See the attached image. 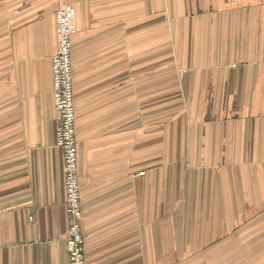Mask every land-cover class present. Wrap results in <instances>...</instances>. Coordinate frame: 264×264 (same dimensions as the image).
<instances>
[{
	"label": "crops",
	"instance_id": "0c3cea01",
	"mask_svg": "<svg viewBox=\"0 0 264 264\" xmlns=\"http://www.w3.org/2000/svg\"><path fill=\"white\" fill-rule=\"evenodd\" d=\"M63 4L86 264L264 253V0H0V264H70Z\"/></svg>",
	"mask_w": 264,
	"mask_h": 264
},
{
	"label": "built area",
	"instance_id": "2783aa9c",
	"mask_svg": "<svg viewBox=\"0 0 264 264\" xmlns=\"http://www.w3.org/2000/svg\"><path fill=\"white\" fill-rule=\"evenodd\" d=\"M74 17L75 9L70 4L60 5L56 12L58 46L52 56L53 97L59 115L56 142L63 151L67 210L71 217L67 237L70 264H86L72 61Z\"/></svg>",
	"mask_w": 264,
	"mask_h": 264
},
{
	"label": "rangeland",
	"instance_id": "374dc122",
	"mask_svg": "<svg viewBox=\"0 0 264 264\" xmlns=\"http://www.w3.org/2000/svg\"><path fill=\"white\" fill-rule=\"evenodd\" d=\"M257 239L251 240L249 243H254ZM211 258H216V264H264V253H249L247 252H238L233 254H212L211 256L208 255ZM246 260L249 261V263H246Z\"/></svg>",
	"mask_w": 264,
	"mask_h": 264
}]
</instances>
